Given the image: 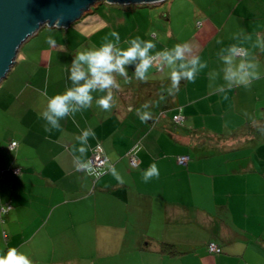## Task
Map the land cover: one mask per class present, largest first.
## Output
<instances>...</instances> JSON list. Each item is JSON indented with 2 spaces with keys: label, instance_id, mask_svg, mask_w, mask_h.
Instances as JSON below:
<instances>
[{
  "label": "crops",
  "instance_id": "1",
  "mask_svg": "<svg viewBox=\"0 0 264 264\" xmlns=\"http://www.w3.org/2000/svg\"><path fill=\"white\" fill-rule=\"evenodd\" d=\"M167 2L102 3L20 47L0 82V209L10 206L0 215V253L16 247L33 264H264V0L173 1L165 10ZM176 3H188L177 16ZM133 41L153 45L144 80L137 58L126 75L111 73V89L90 92V107L71 102L53 127L49 100L91 79L87 64L84 80L71 79L77 55L110 46L116 57ZM177 45L183 58L169 63ZM233 46L244 51L233 67L259 63L247 88L224 78ZM197 58L194 81L182 75L174 86L172 73L193 70ZM109 91L105 111L96 102ZM99 144L109 163L95 178L86 168ZM152 163L159 176L145 182ZM210 242L222 252L210 253ZM162 243L181 254L161 253Z\"/></svg>",
  "mask_w": 264,
  "mask_h": 264
},
{
  "label": "clouds",
  "instance_id": "2",
  "mask_svg": "<svg viewBox=\"0 0 264 264\" xmlns=\"http://www.w3.org/2000/svg\"><path fill=\"white\" fill-rule=\"evenodd\" d=\"M62 19V16L58 17L55 22L59 23ZM152 47L153 45L151 42L141 48L139 44L133 41V46L131 48L121 52L116 57L112 55L110 46H105L99 51L79 53L74 61L76 70L72 72L71 79L74 83L85 79V71L80 70L81 64H87L91 79L86 80V82L81 86L69 89L62 95H55L52 99H50L48 103V113L46 114L47 120L53 127H58L57 119L63 118L68 114L69 105L73 101L80 106L90 107L92 102L90 92L96 88H99L101 91L111 89L115 84V80L111 73L113 71H119L121 75H126L125 65L137 58H139L141 62L137 67L136 75L140 80H144L145 73L151 67V58L148 56V51ZM185 50L186 49L177 45L175 49V56L165 54V59L168 60L169 63H172L177 59H182ZM229 51L232 55L224 58L225 63L229 65L226 69L224 78L228 81L230 89L233 86H243L247 88L254 80L260 79L258 61H255L254 58L252 60H241L237 65H235V67H233V58L239 54V49L233 46ZM197 63H199L198 58L193 59V70L191 71H187L185 73L173 72V85L178 86L182 75L189 81H194L195 65ZM201 66L203 67L204 65ZM181 67H185V65H181ZM112 102L113 95L109 91L106 96L97 100L96 103L100 108L107 111L112 108ZM140 119L146 122L149 119H152V117L150 114L144 113L140 116ZM142 176L145 182L154 176L158 178L159 172L156 164L152 163L150 167L142 173ZM114 177L120 183H123V180L120 179L118 175H114ZM0 264H33V262L25 253L16 247H11L8 248L6 252L0 253Z\"/></svg>",
  "mask_w": 264,
  "mask_h": 264
},
{
  "label": "water",
  "instance_id": "3",
  "mask_svg": "<svg viewBox=\"0 0 264 264\" xmlns=\"http://www.w3.org/2000/svg\"><path fill=\"white\" fill-rule=\"evenodd\" d=\"M167 0H0V82L23 43L42 27L68 28L97 3L150 5ZM63 19L56 23L58 17Z\"/></svg>",
  "mask_w": 264,
  "mask_h": 264
},
{
  "label": "built area",
  "instance_id": "4",
  "mask_svg": "<svg viewBox=\"0 0 264 264\" xmlns=\"http://www.w3.org/2000/svg\"><path fill=\"white\" fill-rule=\"evenodd\" d=\"M243 53H244L243 50L239 49V55H243ZM154 59L155 58H152L151 61H154ZM182 120H183V117H181L180 115H177L174 117V121L177 123L182 122ZM17 147H18V144L15 142H11L8 146L10 150H15ZM128 157H129L131 166L133 168H137L139 165V160H138L137 155L133 151H131L128 153ZM188 160H189L188 156H180L178 157L177 161L180 165H186L188 163ZM108 163H109V158L105 155L103 146L99 144V145H96V147L93 149L92 155L89 159L88 167L86 169L88 172L94 175L95 178H98L107 172ZM14 173L16 174L20 173V169L14 170ZM9 208H10L9 205L1 207L0 215L3 212L7 211V209ZM208 251L212 254H218L222 252L221 248L214 242H211L208 244Z\"/></svg>",
  "mask_w": 264,
  "mask_h": 264
},
{
  "label": "trees",
  "instance_id": "5",
  "mask_svg": "<svg viewBox=\"0 0 264 264\" xmlns=\"http://www.w3.org/2000/svg\"><path fill=\"white\" fill-rule=\"evenodd\" d=\"M100 4L102 3H97L94 8L98 7ZM158 3H155V4H150V6H153V5H157ZM93 8H91L86 14H88ZM84 14V15H86ZM244 52V51H243ZM244 55V53H243ZM16 143V142H15ZM18 144V143H17ZM9 146V145H8ZM17 149V148H16ZM15 149V150H16ZM15 150H11L12 152H14ZM20 169V168H19ZM20 172H21V169H20ZM211 243V242H210ZM215 243V242H214ZM209 244V243H208ZM222 250V249H221ZM160 252L163 253V254H166L168 256H178L179 254H181V252L178 250V248L173 245V244H168V243H162L161 244V248H160Z\"/></svg>",
  "mask_w": 264,
  "mask_h": 264
},
{
  "label": "rangeland",
  "instance_id": "6",
  "mask_svg": "<svg viewBox=\"0 0 264 264\" xmlns=\"http://www.w3.org/2000/svg\"><path fill=\"white\" fill-rule=\"evenodd\" d=\"M169 2H167V3H165L163 6L165 7V10L166 9H168V7H169V3L170 2H173V1H181V2H183V0H168ZM195 2L196 1H193V2H191V3H189V5H190V7H192V9H194V7H195ZM178 4H180V3H178ZM177 3L174 5L175 6V8H174V10H173V13L177 16V15H179V12H180V10H181V8H183V7H185V8H187V4H185V6H182V7H180V8H177V5H178ZM123 6H138V5H123ZM160 8H162V6H160ZM142 10H145V11H150L148 8H144V9H142ZM163 11V10H162Z\"/></svg>",
  "mask_w": 264,
  "mask_h": 264
}]
</instances>
